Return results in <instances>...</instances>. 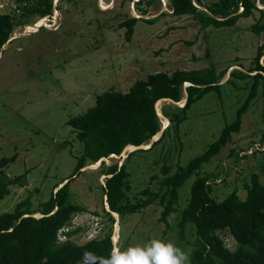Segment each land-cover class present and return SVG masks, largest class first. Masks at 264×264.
I'll return each mask as SVG.
<instances>
[{"label": "rangeland", "instance_id": "1", "mask_svg": "<svg viewBox=\"0 0 264 264\" xmlns=\"http://www.w3.org/2000/svg\"><path fill=\"white\" fill-rule=\"evenodd\" d=\"M147 1L53 0L52 15L43 19L37 15L26 18L29 25H17L11 41L0 53V158L15 154L16 161L5 170L10 178L21 177L18 185L10 186L11 193L0 199V213L12 210L27 197L37 208L51 197L55 185L69 177V201L85 207L87 214H96L100 238L110 231L111 225L114 246L111 263L119 254L130 248L145 247L154 239L174 242L191 259L195 236L188 232L185 241L179 239L176 229L179 213L168 218L171 230L164 234L165 227L158 221L162 209L157 204L127 213L120 221L111 215L114 220L110 224L105 215L109 208L103 196L110 176L102 175V168L121 166L132 149L127 147L119 156L110 155L98 164L88 160L86 167L72 176L84 151L66 121L93 107L99 94L109 90L125 93L134 81L155 71L170 74L205 67L216 72L225 69L219 80L223 84L205 94L188 111V119L180 127V141L169 130L163 143L150 151L131 155L130 196L135 198L152 175L161 174V165H187L235 118L252 83L235 77L227 83L224 80L232 69L245 71L253 67L257 48L264 43V33L256 35L250 29L260 18L255 10L232 26L203 28L192 17L172 15L166 5L169 0H151L150 4ZM218 1L221 0H200L201 5L194 3V6L206 10L205 7ZM18 5L19 0H0V13L19 17ZM254 5L264 12V2L257 0ZM140 8H146L149 13L142 15ZM238 9L241 12L239 6ZM129 16L152 19L137 20L130 41L125 38L126 28H119ZM263 63L264 56L259 59V64ZM258 83L257 95L242 116L241 130L204 167V172L213 171L218 177L213 183L216 200L233 189L244 199V186L253 173L264 183V141L261 143L264 78ZM186 100L187 94L180 105L164 99L158 107L156 104L162 127L158 138L169 127L163 110L170 105L181 108ZM154 137L143 149L158 139ZM155 160L158 164L153 163ZM193 180L194 177L188 180L181 190L180 211L188 203ZM74 217L72 228L81 229L71 240L77 244L87 242L85 230L89 217L83 212ZM217 234L229 249H236L237 244L227 231Z\"/></svg>", "mask_w": 264, "mask_h": 264}, {"label": "trees", "instance_id": "2", "mask_svg": "<svg viewBox=\"0 0 264 264\" xmlns=\"http://www.w3.org/2000/svg\"><path fill=\"white\" fill-rule=\"evenodd\" d=\"M53 0H19L21 14L0 13V53L17 25L26 26L30 16L40 19L50 17L54 6ZM138 2L140 0H137ZM169 0L167 9L176 17H192L203 28L232 26L239 18L250 17L253 11L260 14L251 32L264 33V12L254 5L257 0H221L214 5L198 9L194 3L201 5L200 0ZM264 2V0H260ZM151 0L147 1L150 4ZM238 6L241 12H238ZM142 15L149 13L146 8L139 9ZM143 18L129 16L119 24L126 28L125 38L132 40L137 20ZM264 56V43L256 52L254 66L245 71L232 69L227 73L224 82L231 77L238 80H251V86L243 103L236 111L235 118L225 124L217 138L210 142L199 155L187 165L176 166L164 163L161 174L150 177L149 183L132 198L133 188L131 170L128 161L138 151H150L165 140L169 130H173L180 141V127L188 119V111L205 94L223 83L225 69L215 71L211 67L198 70H176L170 74L165 71L149 73L144 79H137L125 93L109 90L96 97L95 105L82 114L74 115L66 121L73 128L77 140L82 143L83 154L79 157L74 176L88 164H98L110 155L119 156L125 148L147 145L161 130L159 112L156 104L170 101L177 105L187 100L183 107L166 106L163 115L169 127L161 137L146 148L129 151L124 163L102 168V175H108L103 188V196L110 212L105 215L113 223L111 213L122 219L127 213H135L152 204L160 206L158 221L165 227L164 234L171 230L168 218L176 213L177 236L185 241L188 232L194 234L190 264H264V183L257 173L249 177L244 186L245 198L240 199L237 190H232L221 200L213 196V183L218 178L215 172H204V167L212 161L219 150L224 147L232 135L241 130L242 116L248 110L257 95L258 80L264 78V63L259 59ZM228 69V68H227ZM185 84H190L185 87ZM171 107V108H170ZM157 134V135H156ZM154 137V138H155ZM264 141V131L261 135ZM163 143V142H162ZM263 151V149H262ZM234 157L237 155L234 153ZM164 159V158H163ZM16 161L15 154L0 158V199L11 193L10 186L18 185L21 177L10 178L6 167ZM158 160L153 163L158 164ZM104 162H102V165ZM194 177L187 205L180 211L181 190L188 180ZM70 178H64L53 187L52 195L34 208L31 198L19 201L12 210L0 213V264H81L84 254H93L90 264H114L111 225L110 231L103 237L77 244L71 237L81 228L68 231L67 241H59V229L68 225L73 216L87 212L86 208L69 201ZM155 182L154 187L151 184ZM55 190V192H54ZM39 218H36V215ZM218 231H227L237 247L229 249Z\"/></svg>", "mask_w": 264, "mask_h": 264}, {"label": "clouds", "instance_id": "3", "mask_svg": "<svg viewBox=\"0 0 264 264\" xmlns=\"http://www.w3.org/2000/svg\"><path fill=\"white\" fill-rule=\"evenodd\" d=\"M93 258V254L85 253L81 264H90ZM114 264H190V257L174 242L154 239L145 247L130 248L119 254Z\"/></svg>", "mask_w": 264, "mask_h": 264}, {"label": "built area", "instance_id": "4", "mask_svg": "<svg viewBox=\"0 0 264 264\" xmlns=\"http://www.w3.org/2000/svg\"><path fill=\"white\" fill-rule=\"evenodd\" d=\"M83 213H86V215L90 219V222L87 223L89 225V226L87 225V228L88 229L85 230L86 235L89 238L88 241H91V240H94V239H98L100 237V233L101 232H100L98 220L96 219L97 216H95L96 214H89V213L87 214V212H83ZM71 222H74L75 223V221L73 220V218H72ZM71 222L68 225H66V226L62 227L61 229H59V231H58L59 232V234H58L59 241L64 242V241H67V240L70 239L67 236L68 231H70L71 229L76 228V227L72 228V223Z\"/></svg>", "mask_w": 264, "mask_h": 264}, {"label": "water", "instance_id": "5", "mask_svg": "<svg viewBox=\"0 0 264 264\" xmlns=\"http://www.w3.org/2000/svg\"><path fill=\"white\" fill-rule=\"evenodd\" d=\"M185 103H186V101H185ZM179 105V104H178ZM185 105V104H184ZM183 107V106H182ZM150 146V145H149ZM134 148L132 149V150H134V149H138V148H145V147H143V145H140V146H133ZM146 148H148V147H146ZM132 150H130V151H132ZM40 217V216H39ZM38 217V218H39ZM37 218V217H36Z\"/></svg>", "mask_w": 264, "mask_h": 264}, {"label": "bare ground", "instance_id": "6", "mask_svg": "<svg viewBox=\"0 0 264 264\" xmlns=\"http://www.w3.org/2000/svg\"><path fill=\"white\" fill-rule=\"evenodd\" d=\"M179 105H180V103H179ZM157 107H158V103H157ZM165 125H166V124H165ZM159 135H160V133H159ZM159 135L156 136L155 139L158 138ZM129 148H130V149H133L134 147L132 146V147H129ZM129 148H128V149H129ZM126 149H127V148H126ZM130 149H129V150H130ZM113 215L116 216V217L118 218L117 214L113 213Z\"/></svg>", "mask_w": 264, "mask_h": 264}]
</instances>
